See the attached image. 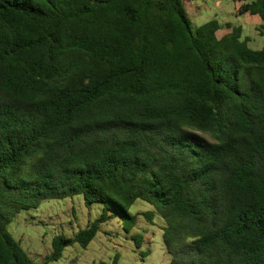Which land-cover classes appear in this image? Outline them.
Wrapping results in <instances>:
<instances>
[{
    "label": "trees",
    "instance_id": "trees-1",
    "mask_svg": "<svg viewBox=\"0 0 264 264\" xmlns=\"http://www.w3.org/2000/svg\"><path fill=\"white\" fill-rule=\"evenodd\" d=\"M186 1L0 0V264H36L20 212L77 195L102 213L41 264L118 214L130 232L138 201L169 264H264V47Z\"/></svg>",
    "mask_w": 264,
    "mask_h": 264
},
{
    "label": "rangeland",
    "instance_id": "rangeland-1",
    "mask_svg": "<svg viewBox=\"0 0 264 264\" xmlns=\"http://www.w3.org/2000/svg\"><path fill=\"white\" fill-rule=\"evenodd\" d=\"M186 4L194 27L217 19L223 25L240 26L254 49L264 47V22L258 16H239L241 3L233 0H187ZM230 31H220L218 36ZM102 209L99 204L86 207L83 195L52 199L42 202L36 209L20 212L8 229L33 261L41 264L52 254L55 236H74L94 222ZM148 211H154V208L147 202L138 201L130 209L132 215L139 214L138 224L133 230L125 231L121 214H118L101 226L87 248L77 243L66 248L59 261L50 264H169L171 257L163 244L165 223L157 214L152 222L141 215ZM136 235L141 237L139 247L133 238Z\"/></svg>",
    "mask_w": 264,
    "mask_h": 264
}]
</instances>
